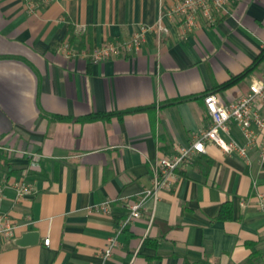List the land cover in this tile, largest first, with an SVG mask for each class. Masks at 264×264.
Listing matches in <instances>:
<instances>
[{
    "label": "crops",
    "instance_id": "obj_1",
    "mask_svg": "<svg viewBox=\"0 0 264 264\" xmlns=\"http://www.w3.org/2000/svg\"><path fill=\"white\" fill-rule=\"evenodd\" d=\"M31 1L33 12L0 0V216L17 226L0 238V264H100L111 237L105 264H264L255 150L245 160L206 145L118 232L156 162L210 125L205 94L228 105L263 76L264 0H233L183 36L171 14L181 0ZM159 20L168 31L147 30L137 53L90 62L105 41ZM64 43L75 56L59 52ZM28 154L40 156L36 168ZM19 182L33 192L17 198ZM107 201V214L94 210Z\"/></svg>",
    "mask_w": 264,
    "mask_h": 264
},
{
    "label": "built area",
    "instance_id": "obj_2",
    "mask_svg": "<svg viewBox=\"0 0 264 264\" xmlns=\"http://www.w3.org/2000/svg\"><path fill=\"white\" fill-rule=\"evenodd\" d=\"M29 12L34 11L35 5L31 0H22ZM49 0H42L47 3ZM233 0H181L176 4L171 14L179 18V30L183 36L193 27L195 20L201 18L207 25H213L216 17L228 10ZM155 29L158 33H166L168 30L159 20L152 27H142L134 33L127 42L105 41L99 47L94 48L89 54L91 63L103 62L116 58L122 53H137L143 43L147 30ZM81 33L85 32L83 26L79 27ZM59 52L65 58L75 56V52L69 44L64 43L59 47ZM203 103L210 119L207 129L200 131L188 146L180 148L176 153L160 158L156 162L154 179L151 187L146 188L134 200L127 203L128 214L120 224L118 232L127 224L140 218L145 203L148 200H157V194L161 190L171 188L177 178V171L192 164L197 155L205 153L206 145L216 147L225 155H236L245 160L248 159L250 150H255L258 157L264 162V74L260 79L254 80L247 92L234 102L224 105L216 94L204 96ZM238 131L239 139L231 136V128ZM227 138H225V137ZM29 166L36 168L40 159L37 154H28ZM1 192V187H0ZM17 198H23L33 192V186L28 183L19 182L15 185ZM258 206L264 210V195H256ZM96 211L107 214L109 202H104L94 208ZM17 226L7 218L0 216V238L7 240L15 232ZM43 245H49V238L43 241ZM116 237L108 238L99 252L100 264H105L116 247Z\"/></svg>",
    "mask_w": 264,
    "mask_h": 264
},
{
    "label": "trees",
    "instance_id": "obj_3",
    "mask_svg": "<svg viewBox=\"0 0 264 264\" xmlns=\"http://www.w3.org/2000/svg\"><path fill=\"white\" fill-rule=\"evenodd\" d=\"M241 76H243V75H240V76H238V77H241ZM238 77L233 78V79L230 80L229 82H227V83H225V84L219 86L218 89H224V88L228 87L229 85H231L232 83H234V82L238 79ZM216 91H217V90L211 91V92H209V93H207V94H205V95H208V94H215ZM180 101H185V99L180 100ZM96 117H97L96 115H91V116H87V117H84V118H80L79 120H80V121L94 120Z\"/></svg>",
    "mask_w": 264,
    "mask_h": 264
}]
</instances>
